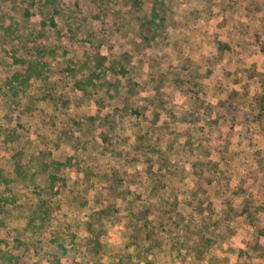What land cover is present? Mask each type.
Returning <instances> with one entry per match:
<instances>
[{
  "label": "rangeland",
  "instance_id": "obj_1",
  "mask_svg": "<svg viewBox=\"0 0 264 264\" xmlns=\"http://www.w3.org/2000/svg\"><path fill=\"white\" fill-rule=\"evenodd\" d=\"M234 22L244 57L254 46L263 62L264 0H0V168L17 197L7 218L15 260L145 264L144 253L151 264H264V71L244 68L249 81L228 99H207L199 71ZM26 62L36 65L27 72ZM148 117L164 136L138 145ZM17 148L29 185L10 159ZM150 157L160 192L133 175ZM43 162L64 163L58 193L45 190ZM111 184L115 206L103 211ZM146 233L159 243L148 253Z\"/></svg>",
  "mask_w": 264,
  "mask_h": 264
},
{
  "label": "trees",
  "instance_id": "obj_2",
  "mask_svg": "<svg viewBox=\"0 0 264 264\" xmlns=\"http://www.w3.org/2000/svg\"><path fill=\"white\" fill-rule=\"evenodd\" d=\"M31 4H34L36 2V0H29ZM25 15L28 16L29 15V10H26L25 12ZM53 23V22H52ZM35 62H26L25 64H27V72H29L31 70V67L32 66H35L36 64H34ZM72 70H75V68H72ZM40 75V72L37 71L34 72V74L32 76L28 75L27 77L28 78H32V77H36ZM77 76V74H75ZM80 83H83L85 85H88L89 83H91L92 79L89 78V77H86L85 80H78ZM80 83H76L77 87L79 90H83V92L85 93L86 91L84 90V87H82ZM83 93V94H84ZM67 101L66 100H63L62 101V105L66 106L67 105ZM4 130L2 129L1 130V127H0V138L4 137ZM142 138H140L141 140ZM138 145H145V141L142 140L141 142L138 141L137 142ZM143 147V146H142ZM145 147V146H144ZM2 147H0V152H2L3 149H1ZM19 150H16L15 153L12 154V158L10 157V159H13L14 158V163H15V174L17 176V178L20 179V181L22 182H25V185H29L32 181H33V178L31 177V174L25 170H22V167L26 165V162L23 158V154L21 153V149L20 148H17ZM148 152L147 148H140L139 149V154L136 155V158L138 160H140V156H141V152ZM152 157L150 158H146L145 161H147V163L144 162V164H148L149 167L145 168V170H142L141 172H137L135 171L133 175H135V178L136 180L138 181V184H140V181H143V179H146V186L148 187H151L152 190H154V192H160L161 190V187H160V184L157 182V184L155 183H151L154 179H157L158 180V177L159 174H156L158 172L155 173V171L152 170V168L150 167L151 164L154 163L151 162L149 163L148 161H152ZM41 160V158L39 159V161ZM45 161V160H44ZM44 165H42V167H44L45 169H47L46 171H48V174H49V184L48 186L45 188L46 191L50 192L51 194H54V193H58V191H55V192H52L54 191V188L53 186L55 185V181L59 178V175L57 173V169L56 168H61L64 163L62 162H57L56 163V168L53 167L52 168V165L51 164H46L45 162H43ZM113 171V170H112ZM114 175L115 176H118V173L116 171H114ZM131 174V173H130ZM125 175L123 176L124 179L126 180H129L133 175ZM115 178H118V177H115ZM10 184H11V179L9 177V175H7L5 173V171L0 168V264H21L19 263L17 260H15V258L17 257V254H16V248L14 249L15 246V242H16V239L14 238V235H13V231H12V228L10 227V225L8 224V221H7V218H9L10 216H12V214L9 212V208L10 207H13L16 205L17 203V197L13 194L12 190H11V187H10ZM61 189H65L66 188V184L63 183L61 184L60 186ZM117 188H119V185L117 184H111L107 187L104 188V191H103V194H102V197L104 199H107V204L108 203H111L112 205H108L106 207V209H104L103 211H110L113 206H115L113 204V202L111 201L112 199V194L113 192H116L117 191ZM105 203V202H104ZM44 203H40L39 204V208L38 210L35 211L36 215L39 214V211L42 212V207L44 206L43 205ZM43 215H44V212H42ZM41 215L40 216V219L41 220H44V216ZM144 215L142 214L140 217H137L141 219H143ZM141 221V220H140ZM145 225L147 226L148 224V221L145 220L144 221ZM139 227L136 228V231L139 233V231L141 232L142 229L140 227V230L138 231ZM152 234L151 233H146L145 236H140L141 237V240L143 238H146L149 243H148V247L146 249V252L148 253L151 249L150 248H153L154 245H157L159 244L158 243V239L155 240L153 238H151ZM141 240H139V243H141ZM99 243V242H97ZM202 249V253H204L203 251V248H200ZM138 254H141L140 255V259L142 262H144L145 264H151L149 262V260L147 259L146 255H144V253H138ZM197 255V254H196ZM135 260V259H134ZM133 260V261H134ZM24 264H36L34 262H27V263H24ZM55 264H64L62 263L59 259L55 262Z\"/></svg>",
  "mask_w": 264,
  "mask_h": 264
},
{
  "label": "crops",
  "instance_id": "obj_3",
  "mask_svg": "<svg viewBox=\"0 0 264 264\" xmlns=\"http://www.w3.org/2000/svg\"><path fill=\"white\" fill-rule=\"evenodd\" d=\"M241 33L242 32L239 29L238 22H234L232 27L230 28V32L228 30V34L226 35V38L222 39L221 50H223V52L220 55H217L215 57V61L213 62L215 64L209 65L205 63L204 67H202L199 70L201 74L203 73L207 75V77L203 79L204 81H207V83H209V87H210L209 89H206L205 82H203L204 84L203 87L205 88L204 92L207 95V99L212 98V97L218 98V99L220 98L228 99V98H232L234 93L238 91L242 93L244 88L241 85L244 83V81H246V83L249 81L248 72H244V68L248 69L249 67H251L250 70L252 73L256 71L261 74V72L264 71V68H262L264 66V61L260 62L258 55L257 57H255L254 46H252L251 57H244L245 53L249 52L248 50L249 46L243 43V40H242L243 35ZM212 45H214L213 47H215L216 53H218L220 49L218 43L212 42ZM220 57H222V61H217V59H219ZM238 68H240V72H238L239 71ZM200 78H201L200 81H203L202 77ZM260 78L261 76H258V78H256V75H253V78L251 80L252 88L254 86V89L256 90L260 89V85L258 83ZM245 99L247 98L245 97ZM189 107H191L193 110H195L196 108V106H189ZM173 108L179 109L178 107H173ZM226 110H229L228 106L226 108H222V111H226ZM147 112H149V110ZM149 117L147 120L142 121L141 123L142 128L140 129V132H139L140 135L137 137L138 138L140 137L143 140L150 142L152 141L151 135L153 133L159 136L160 135L164 136V134L162 130L159 129V127L157 128L158 124L156 123L157 125H155L154 124L155 121H151ZM205 118H208V117H205ZM170 125L173 126V129H176L174 124H170ZM242 125L243 124L241 123L240 126H238V129L241 130V129L248 128L247 126L245 125L242 126ZM121 126L122 125L120 124L119 127L121 128ZM202 127L206 133L208 126L203 125ZM124 128L126 132L130 130V128L126 126H124ZM206 135L208 134L206 133ZM258 140H260L259 141L260 143L261 142L264 143L263 141L264 139L262 141H261V138ZM143 155H149V154L143 151L141 152V156L143 157Z\"/></svg>",
  "mask_w": 264,
  "mask_h": 264
},
{
  "label": "water",
  "instance_id": "obj_4",
  "mask_svg": "<svg viewBox=\"0 0 264 264\" xmlns=\"http://www.w3.org/2000/svg\"><path fill=\"white\" fill-rule=\"evenodd\" d=\"M146 34H147V32H146Z\"/></svg>",
  "mask_w": 264,
  "mask_h": 264
}]
</instances>
